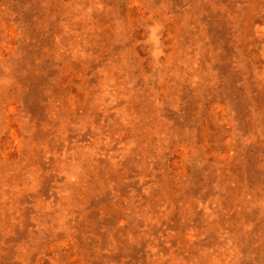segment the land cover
I'll return each instance as SVG.
<instances>
[{"label":"rangeland","instance_id":"374dc122","mask_svg":"<svg viewBox=\"0 0 264 264\" xmlns=\"http://www.w3.org/2000/svg\"><path fill=\"white\" fill-rule=\"evenodd\" d=\"M0 264H264V0H0Z\"/></svg>","mask_w":264,"mask_h":264}]
</instances>
